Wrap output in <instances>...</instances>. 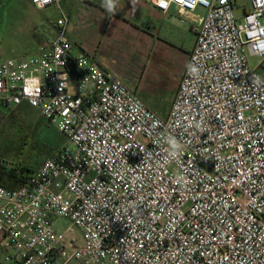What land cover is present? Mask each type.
Masks as SVG:
<instances>
[{
  "label": "built area",
  "instance_id": "2783aa9c",
  "mask_svg": "<svg viewBox=\"0 0 264 264\" xmlns=\"http://www.w3.org/2000/svg\"><path fill=\"white\" fill-rule=\"evenodd\" d=\"M139 1L206 11L165 119L72 52L65 15L36 56L0 63V107L28 105L67 139L0 187L7 264H264V77L248 59L264 63V0L242 19L233 0Z\"/></svg>",
  "mask_w": 264,
  "mask_h": 264
},
{
  "label": "rangeland",
  "instance_id": "374dc122",
  "mask_svg": "<svg viewBox=\"0 0 264 264\" xmlns=\"http://www.w3.org/2000/svg\"><path fill=\"white\" fill-rule=\"evenodd\" d=\"M235 15L242 19L250 9L251 0H233ZM201 14H205L200 9ZM56 6L37 9L29 0H0V63L6 59H22L36 56L37 46L54 35L53 26L58 20ZM180 37V38H179ZM173 48L167 46L158 51L160 61L148 68L146 75L140 73L137 65L130 64L128 57H123V71L129 72L130 85L139 87L148 98L169 101L178 89L181 77L186 69L189 53L194 44V34L183 29ZM252 68L264 77V63L255 56H248ZM138 64V63H136ZM134 80V82H132ZM16 108L0 107V152L6 158L5 165L10 168H29L36 171L46 161L39 155L38 144H48L54 153L67 144L66 137L50 122L46 121L37 110L22 105L19 109L21 126L13 124L11 112ZM56 227L69 230V219H56ZM72 235L80 240V232L75 229ZM13 254L8 250L6 256ZM6 256L2 262H6Z\"/></svg>",
  "mask_w": 264,
  "mask_h": 264
},
{
  "label": "crops",
  "instance_id": "0c3cea01",
  "mask_svg": "<svg viewBox=\"0 0 264 264\" xmlns=\"http://www.w3.org/2000/svg\"><path fill=\"white\" fill-rule=\"evenodd\" d=\"M108 4L109 0H61L60 6L57 7L58 20L64 15L68 18L67 29L72 52L89 56L101 69L119 77L158 116L167 118L178 89L173 97L164 103L156 98H148L139 87L130 85L132 83L128 80L129 72L122 70V59L128 57L130 64L134 63V67L137 65L144 76L152 64L160 61L158 51L167 46L173 48L183 29L192 32L195 38L189 53L190 59L196 44L193 27L197 18L204 16L206 11L203 10L205 14H201L199 12L201 8H198L194 13L184 14L172 7L164 14L149 3L139 0H112L111 10ZM53 32V37L47 40L56 37L55 24ZM40 45L37 46L36 55L39 53ZM8 250L10 249L0 237V264H7L2 262V257L6 256Z\"/></svg>",
  "mask_w": 264,
  "mask_h": 264
},
{
  "label": "trees",
  "instance_id": "16d2710c",
  "mask_svg": "<svg viewBox=\"0 0 264 264\" xmlns=\"http://www.w3.org/2000/svg\"><path fill=\"white\" fill-rule=\"evenodd\" d=\"M21 107L16 108V110L11 112V119L13 120V124L17 125V127L21 126L19 109ZM39 155H41L44 159H49L53 157L56 153H54L55 149H50L49 145H44L43 143L38 144ZM6 158L4 154L0 152V187H4L6 189H17L21 185L27 182L30 176L35 172L29 168H10L5 165Z\"/></svg>",
  "mask_w": 264,
  "mask_h": 264
},
{
  "label": "clouds",
  "instance_id": "9594fccd",
  "mask_svg": "<svg viewBox=\"0 0 264 264\" xmlns=\"http://www.w3.org/2000/svg\"><path fill=\"white\" fill-rule=\"evenodd\" d=\"M109 10L112 9V0H109V4H108Z\"/></svg>",
  "mask_w": 264,
  "mask_h": 264
}]
</instances>
